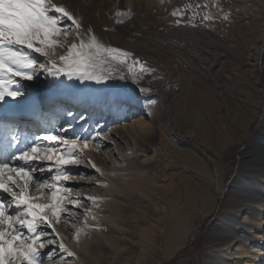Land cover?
<instances>
[{
  "label": "bare ground",
  "instance_id": "1",
  "mask_svg": "<svg viewBox=\"0 0 264 264\" xmlns=\"http://www.w3.org/2000/svg\"><path fill=\"white\" fill-rule=\"evenodd\" d=\"M144 1L62 0L80 19L82 28L86 30L90 27L108 46L111 45L109 39L119 40L117 36L110 35L106 29L108 24L116 21L119 17L116 13L118 11L126 12L127 9L137 11ZM115 24L118 22L116 21ZM258 37L260 38L259 42L251 44L249 47V64L256 63L258 65L261 61V65L264 67V26L260 28ZM57 51L63 50L58 49ZM32 55L40 62L44 61V58L38 54L32 53ZM20 87L25 91V97L16 101L9 99L4 105V109H0V157H2L6 146L5 137L10 141L12 135H18L23 144L25 138L32 141L36 136L59 135L66 139H87L88 147L84 153L92 152L95 145L98 144L103 159L110 165L98 167L104 173L102 176L106 179L104 182L92 180L83 186L86 190H82V193H71L69 201H74L73 198H77L79 205L66 202L68 208L69 205L72 206L69 209L71 218L64 224L66 231L59 228H56V231L66 247L75 253V256L69 257L67 253L56 251L58 249V245H56L53 249L56 258L46 260L45 264H65V262L67 264H90L91 261L86 254L90 253L93 243L91 241L97 239L96 236L104 239L111 237L104 229L100 230L102 220L106 218L114 220L117 216L124 221L133 222V228L140 232V236L145 240L142 249L150 255L151 262L161 264L174 256L180 246L185 245L189 235L195 234L197 228L188 224L192 209L202 208L207 214L212 206L219 202V197L213 190L207 187L202 188L200 184L193 186L191 182L185 180V177L187 178L185 172L171 173L172 185L167 187L164 184L166 187H163L158 184L154 175L150 176L148 171L142 169L144 164L154 159V154H146L141 139L138 138L141 134L136 135L135 132H145V136L151 139L154 137L153 132L149 135L147 132L153 126L145 119H135L131 124L132 127L128 129L113 125L106 127L107 122H100L98 117H100V109L104 107L103 103L115 102L120 99L116 98L117 96L109 88V84L103 83V81L95 83L90 81L85 85L83 81L77 79L69 80L65 76L53 77L41 71L34 80L21 79ZM150 92L151 90L148 91V93ZM245 93L249 101V114L245 117H249L247 123L249 126L252 125L255 117L259 116L261 126L254 135L239 141V148L243 147V149L234 153V164L237 165V168L228 186L224 182L222 168L217 166L215 170H209L207 164H204V158L196 159L206 181L209 182L210 179L212 186H215L214 182L217 181L219 194H223L220 212L210 224L203 248L199 253V264H264V93L260 92V86L253 83L250 77L249 90L245 89ZM215 96L208 93L207 90L197 93L193 91L187 96L183 107V116L187 125H194L191 127L193 132L200 134V126L206 123L205 112L210 118H213L215 112H221L217 108L213 109L218 100ZM221 96L225 104L226 100L230 99L224 94ZM163 101L168 103L164 97L159 103L163 105ZM132 102L138 106L142 105L136 99H133ZM9 104L14 105L15 108L8 110ZM227 105H229V109L226 114L232 116L237 107L231 101ZM111 107L106 108L105 113L113 112ZM144 107L145 111L152 113L151 107L148 108L145 105ZM169 109L174 111L173 108ZM172 110H169L171 119L174 117ZM16 115L18 116L15 117ZM224 117L218 116L217 118L228 121L226 115ZM210 118L208 117V119ZM18 120L20 121L18 128L25 131L11 133V126ZM51 127L56 133H50L49 130V132H45ZM210 132L211 130L208 129V134ZM211 140L208 139L209 144ZM158 150L155 147L153 151L158 154ZM10 151L15 152V148ZM101 155L99 156L101 157ZM207 162L210 163L208 160ZM32 166L44 167L46 165L34 162ZM66 168L69 174L76 170H82L77 164L68 165ZM89 169L95 170L84 167L83 171ZM54 174L55 170L52 173H37V176L44 179ZM74 181L71 178L64 181L63 187L72 188L71 185ZM0 195L7 199V194ZM88 197H96L97 202L93 204L91 200L87 199ZM50 202V200L44 201V203ZM134 204L138 205V208L132 212ZM69 213L66 214L69 215ZM62 221L65 220L62 219ZM117 227L122 234L129 229L128 226H124L120 222ZM81 229L92 233V237H90L91 235L87 236L84 243L77 242V232L84 231ZM158 237L160 238L158 239ZM51 238V235L47 237V239ZM41 251L47 252L48 249Z\"/></svg>",
  "mask_w": 264,
  "mask_h": 264
},
{
  "label": "rangeland",
  "instance_id": "2",
  "mask_svg": "<svg viewBox=\"0 0 264 264\" xmlns=\"http://www.w3.org/2000/svg\"><path fill=\"white\" fill-rule=\"evenodd\" d=\"M174 11L178 14L172 15ZM126 12H130V16H119L120 19L116 20H123V23L111 22L106 29L110 35L113 34L119 39H109V46L119 47L132 53V56L127 65L113 62L105 67L104 70L110 74V78L103 80V83L109 84L116 98L120 99L103 103L104 107L100 109L98 118L100 122H107L106 127L113 125L124 129L132 127L135 119L147 120V123L153 126L147 134L153 132L154 137L148 139L145 132L135 134H141L138 138L141 139L146 154H154V159L144 164L142 169L148 171L150 176L154 175L158 184L163 187L172 185L171 173L182 171L187 176L185 180L193 186L200 184L202 188L207 187L217 194L219 202L213 205L207 214L204 213L205 209H192L188 224L197 228L195 234L189 235L185 245L180 246L174 256L161 263L199 264V253L210 224L220 212L223 194H219L217 181L214 182L215 186H212L209 178V182L206 181L196 159L204 158V164H207L209 170H215L217 166L222 168L224 182L228 186L237 168L234 164V153L243 149L239 148V141L254 135L261 126L259 116L255 117L252 125L247 123L249 117H245L249 114V101L245 89L249 90L250 77L253 83L260 86V92L264 93V67L261 61L258 65L249 64L248 53L251 44L260 40V28L264 26V0H145L137 11L127 9ZM206 16L211 18L205 19ZM134 60L144 63L154 71L141 73L138 64L132 67ZM83 82L87 85L90 81ZM141 89H150L151 92ZM206 90L216 95L218 100L213 109L217 108L221 112H215L213 118L205 112L206 123L201 122L203 125L200 126L199 134L191 130L194 125H187L184 121L183 107L187 96L193 91L197 93ZM222 94L230 98L226 100V104ZM163 97L168 103L163 101L161 105L159 101ZM133 99L142 105L133 104ZM229 101L237 107L232 116L226 114ZM143 104L152 108L151 114L144 110ZM108 107H111L113 112L105 113ZM169 110H172L173 119ZM224 115L228 121L217 118H225ZM56 124L57 122L54 128ZM54 128H48L45 132L49 130L50 133H56ZM208 129L211 130L210 134ZM16 130L19 128L14 125L11 131L14 133ZM24 131L22 128L19 130ZM83 139L79 138L80 141ZM208 139H212L210 144ZM95 146L92 152H83V159L77 164L82 170L69 174L73 181L76 179L71 185L72 193H82V190H86L83 186L92 180H106L96 169L83 171L84 167L94 169L92 164H95L96 168L110 166L103 159L99 145ZM155 147L159 149L158 154L153 151ZM132 206V212H135L138 205ZM71 207L69 205L68 209ZM66 215L68 214H61V223L55 225V228L66 231L65 222L62 221ZM119 222L129 227L126 233L119 231ZM131 222L118 216L114 220H102L100 226L103 228L100 227V230L104 229L111 237L104 239L96 236L97 239L91 241L93 243L90 253L86 254L90 264H144L147 260L146 264H155L150 261V255L142 249L145 240L140 236V232L133 228ZM87 236L92 237L91 231L85 229L79 232L77 242H86ZM121 247L123 250H119Z\"/></svg>",
  "mask_w": 264,
  "mask_h": 264
},
{
  "label": "snow or ice",
  "instance_id": "3",
  "mask_svg": "<svg viewBox=\"0 0 264 264\" xmlns=\"http://www.w3.org/2000/svg\"><path fill=\"white\" fill-rule=\"evenodd\" d=\"M32 53L44 61L40 62ZM131 56L132 53L119 47L108 46L90 27L83 29L80 19L62 0H0V109H4L9 99L25 97L21 79L34 80L43 71L53 77L100 82L110 78L104 70L106 66L113 62L127 65ZM137 64L141 73L154 71L137 60L132 67ZM14 108L8 105V110ZM5 140L0 158V194H7V199L0 195V264H45L46 260L56 258L53 250L56 245V251L75 256L55 225L61 223L62 213H69L66 202L79 205L78 200L69 201L72 188L63 187V182L71 178L66 166L79 164L83 159L87 139L43 135L32 141L25 138L22 144L18 135H12L10 141L7 137ZM12 148L15 152L10 151ZM34 162L46 166L33 167ZM91 166L104 175L95 164ZM53 170L55 174L50 177L37 176ZM87 199L93 204L97 202L96 197ZM45 200L51 202L44 203ZM70 218L71 213L64 222ZM50 235L51 239H45ZM46 248L47 252L41 251Z\"/></svg>",
  "mask_w": 264,
  "mask_h": 264
}]
</instances>
